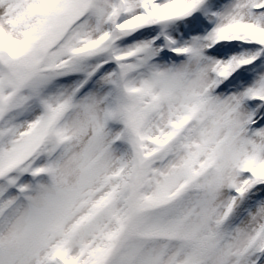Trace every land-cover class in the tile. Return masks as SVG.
Listing matches in <instances>:
<instances>
[{
  "label": "snow or ice",
  "instance_id": "snow-or-ice-1",
  "mask_svg": "<svg viewBox=\"0 0 264 264\" xmlns=\"http://www.w3.org/2000/svg\"><path fill=\"white\" fill-rule=\"evenodd\" d=\"M0 264H264V0H0Z\"/></svg>",
  "mask_w": 264,
  "mask_h": 264
}]
</instances>
